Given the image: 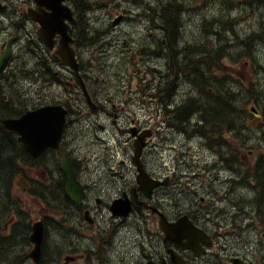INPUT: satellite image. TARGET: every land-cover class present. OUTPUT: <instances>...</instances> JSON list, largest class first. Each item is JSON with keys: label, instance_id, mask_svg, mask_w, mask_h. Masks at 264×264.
<instances>
[{"label": "flooded vegetation", "instance_id": "obj_1", "mask_svg": "<svg viewBox=\"0 0 264 264\" xmlns=\"http://www.w3.org/2000/svg\"><path fill=\"white\" fill-rule=\"evenodd\" d=\"M229 7L230 13L232 14L234 12L233 2L229 4ZM256 12L257 10H252L250 15L254 18ZM147 26L152 31V34H148L145 37V44L150 51V57L137 60L136 64L130 62L122 63L121 67L123 68H119L116 73H112L113 69L110 68L111 64L108 62L102 63L101 65L103 67L108 68L104 69V74L96 77V79L88 77V63L87 61H81V65L84 68L83 76L90 84L95 105L91 106L85 101H75L73 102L74 107L85 105L86 111L84 115H90V118L93 116L94 119L111 120L113 123L118 121L129 123L134 120L130 114L120 115L105 108L100 100L99 93L101 87L98 84H103L106 88L109 86L113 87V89L115 88L120 101L129 103V96L124 97L121 93L131 90L135 73L147 76V72L161 75L163 69L165 74L172 71L175 66V61L183 56L182 49L174 46V44L176 45L178 43L179 38L177 37L175 42H171L169 36L165 38L157 35L153 31L156 28L150 22H147ZM257 26L259 27L260 25ZM247 31L240 33V39L249 40L252 38L254 44L256 42H264V39L257 41L254 36L247 35ZM182 37L184 38V35ZM126 50H132V48L127 47ZM151 55L155 56V59L151 58ZM169 61H171V64H169ZM154 63L160 66L154 65ZM96 64L97 62L94 65L96 66ZM225 70L228 73L230 68L225 67ZM65 71L70 72L69 69ZM111 80L115 84L109 85L108 82ZM145 83L147 86H151L152 80H145ZM166 86L167 84L164 85L160 79L154 89L162 91ZM114 105H116V102L110 104V106ZM73 106H68L71 111H73ZM74 120H81V116L75 115ZM129 146H131V142L126 143L124 148L127 150ZM5 148H9V150L11 148L8 165H14L15 161L11 157L14 147L3 130V132L0 131V156L6 154L4 153ZM150 148L151 144L146 149L148 150ZM65 152L63 140L59 149L49 148L38 159L34 160L35 165L27 167L29 172L34 173L33 176H30L32 183L29 187L53 189L62 186L63 198L68 203L66 215L68 212L71 213L74 228L78 231L89 230V238L101 239V241L108 240L110 243L96 246L89 244H70L65 246L62 251L61 242H55L53 244L54 241L52 243V240H49L50 244H52L49 248L48 259L40 264H262L258 259H253L246 252H242L236 243L222 240V233L218 230V227H222L221 215L216 214L209 208L210 203L208 197L200 196V202L196 196L188 197L186 204L189 206L187 209H184L183 199L181 198L180 201H177V197L182 195V193L176 194L175 206L168 210L167 195L174 191V189L168 188L161 190L155 188L152 192V197L147 198L144 193L138 190L137 185L134 183L137 172L132 164L126 165L121 171L117 170L114 165H106L100 168V170H94L92 173L79 172V178L86 188V195L81 204L75 203L64 191L63 173L59 171L57 180L51 168L54 157ZM145 165L154 177L161 178V174L156 170V168H160L158 165L152 163L148 158ZM23 169L26 171V167L21 165L20 175L23 174ZM2 170L3 167L0 164L1 173ZM194 174L197 176V171H194ZM10 181L11 179L7 178L6 173L5 179L1 184V189L3 190L2 196L7 198V190L11 184ZM102 184L105 185V188L101 187ZM163 194L165 198L162 201ZM125 195H128L133 204L132 211H134L139 201L146 200L145 202H147L148 207H141V211L132 216L128 215L125 218L113 219L110 205L116 198ZM48 201L50 202L51 200ZM5 208L6 206L3 205V210ZM160 213L166 215L171 222L177 221L183 214L189 215L199 227L214 238V242L212 241L211 247H203L205 252L199 254L194 248L186 246V240L179 237L178 234L172 235V237H166L165 231L160 225ZM243 216H245L244 213ZM89 220L93 224H90ZM109 221L110 224L119 222L122 228L115 231L114 235H109L108 237ZM24 234L25 230H22L19 233V237L23 238ZM48 236L50 237L51 234L48 233ZM80 236H83V234H80ZM80 236L78 235V240L83 243L84 241ZM235 257L241 258L242 261L238 262ZM30 262L33 263L32 261Z\"/></svg>", "mask_w": 264, "mask_h": 264}, {"label": "trees", "instance_id": "obj_2", "mask_svg": "<svg viewBox=\"0 0 264 264\" xmlns=\"http://www.w3.org/2000/svg\"><path fill=\"white\" fill-rule=\"evenodd\" d=\"M233 1L237 2V0H221V3L225 4L227 8H230L229 4H231ZM139 3L143 4V1L140 0ZM84 4L86 5L87 10L92 9L93 2L85 0ZM149 6L151 7L150 3ZM185 6L186 1L180 3L178 0L177 2L176 0H172V2H169L167 5H164V7L161 8L160 14H163L162 17L165 21H175L177 20L176 18L178 17V15L182 14L181 11H183ZM246 6L253 9L261 7V5L257 4H246ZM184 14L186 15V13ZM220 19L222 18L220 17ZM235 25L236 24L233 22V20L230 19L222 33H224L228 29H233ZM153 31H155V33L161 37L166 38L168 36L167 33L163 30L156 28ZM181 35H184V28L181 31ZM259 38L260 36L258 34L255 39L258 41ZM217 40L222 44L226 42L220 38V34L217 36ZM240 42L242 44V47L238 55H227L225 57L237 58L238 56L249 54L251 47L254 45L253 41L240 39ZM230 45L231 43H229V46ZM222 48L223 47L217 48L215 50L217 56L219 55V49ZM226 52L229 53L230 49H227ZM182 53L183 56H181L180 58L189 56L188 53L184 50H182ZM225 57L223 58V60L225 59ZM151 58L155 59V56L151 55ZM210 58L213 57H208V60H210ZM177 61H175V65ZM254 61H256V58L254 59ZM169 64H171V61H169ZM154 65L160 66L156 63H154ZM189 65L193 66V60L189 61ZM209 65L210 62H207L206 60L198 62V75L196 79L191 78L188 81V87H182L183 97L170 100V110L172 114L179 120L177 124L183 127V129L187 127L192 128L194 117L204 116V118L200 119L208 120V123L211 124V130H213L214 133L224 132L225 130L234 131V129H236L241 133H244L246 135L245 137L248 140L257 137L259 133H263L264 137V122H259L256 124L257 126L254 127L250 122L251 120L256 118L253 113L250 112L249 108H247V105L252 102L260 103L262 100L264 103V91L256 89L254 86H251V88H247L240 84L238 85L233 80H231L229 76L218 77L215 74L212 75L208 70H206V67ZM216 66H218V62L216 63ZM216 73L223 75L227 72L225 70V67L222 65L221 67L216 69ZM169 74L170 72L168 74H165V71L163 69L161 76H167ZM262 109L264 110V105H262ZM222 123L226 124V126H224ZM218 148L224 151V147L222 145H218ZM4 153L6 154L0 156V164L3 167L2 173L0 172V184L5 179V175L8 170L7 165L10 160L11 148L10 150L9 148H5ZM14 153L15 152H12V154ZM231 154L232 160L229 164L235 165L236 163H239V155L234 148ZM262 165V163L258 165V173L261 176H263V173L261 172L264 171L260 168Z\"/></svg>", "mask_w": 264, "mask_h": 264}, {"label": "rangeland", "instance_id": "obj_3", "mask_svg": "<svg viewBox=\"0 0 264 264\" xmlns=\"http://www.w3.org/2000/svg\"><path fill=\"white\" fill-rule=\"evenodd\" d=\"M96 1L101 2L104 7L98 8L95 11L90 13V17L92 18L91 23L93 25L106 26V27L113 29L114 26H116L113 24L114 18L119 14H125L127 16H126L125 20L123 21V23L118 25L119 27H117V30L119 32L123 33V36L138 37L139 42H141L142 40L145 39V37H146V22L148 21V19H146L145 15H141V14H142L143 10L149 9L148 0H144V3L140 4L139 8H137V6L134 4L133 0H127L128 3L126 2V0H96ZM151 1H153V0H151ZM200 1L203 4L204 3L207 4L209 2V0H200ZM123 2H126L127 4L123 3ZM203 4H201V5H203ZM121 5H122V7H121ZM210 5H211L212 12H217V11L219 12L220 9H223L224 11L230 10L229 8H227V6L225 4L221 3V0H210ZM125 10H130V11H125ZM223 10L221 11V18L222 19L227 17V13L224 12ZM252 10H257L254 18L252 15H250ZM2 13H3V11H2ZM135 13H139V15H141V17L135 18L133 16ZM236 14L239 15L238 20H236L235 14H233V13L231 14L232 15L231 20H233V22L236 24L233 29L238 31V33H243V32L245 33V31L248 30L247 35L250 34L251 37L252 36L257 37L259 32L255 31L254 29L258 28L257 25L264 24V6L257 7L255 9H253V8H248L246 5H241L238 7ZM139 15H137V16H139ZM200 22H201V16L200 15H194L193 17L190 18V22H189L190 29L187 32L188 36H191L194 32H196L198 34V36H200V34H201V29H200L201 23ZM4 26H5V28H3ZM9 27H10V23L8 20H6V19L3 21L0 20V48H1L2 44L5 42V40L7 39V33H9ZM250 27H252V28L249 29ZM30 28L31 29H29V30L32 31L33 28L32 27H30ZM202 33H205V32L202 31ZM227 35L230 37V39L233 37L232 33H228ZM100 36L104 37V40L109 39V37H105L103 35H100ZM262 39H264V37H260L258 39V41H261ZM230 42L234 43V41H231V40L229 41V43ZM239 42H240V40H239ZM254 45L256 47V51L259 52V56L255 57L256 58V61H255L256 68L254 66L248 67V65L245 66L244 64L242 65L240 63L233 64L230 61H225V62H226V64H229V68H230V70H228L229 75H232L235 72L241 74L240 76H237L239 78L234 77L235 75L233 76L235 81L237 82V84H240V85L245 86V87H249V86H255L256 83H258V85L260 87H262V89H264L263 79H259V77L256 74V69H264V68H261V65H264V42L263 43L256 42ZM85 46H87V44H85ZM229 48L230 47H228V49ZM188 60L194 61V59L192 57L191 58L188 57ZM198 62H200V61L198 60V61L194 62V67L196 69L193 70V75L190 76L189 78H187L186 81H189L191 78L196 79V77L198 75V68H197ZM250 69H252L253 74L249 73ZM219 76H221V75H219ZM30 81L31 80H28L25 83H28ZM31 82L34 83L33 81H31ZM251 124L253 126L255 125L254 123H251ZM89 131L91 133H94V132H92V129ZM177 133H178L179 141L181 143H184V142L186 143V146L183 148V153L186 154L187 157H186V160L184 163L185 166L182 165L181 169L186 173V167L193 164L190 161L191 157L196 158V160H197L196 164L199 163L200 165H205L206 164L205 154L203 155L202 151H199V152L197 151L199 148L197 147L195 140L192 141L191 136H187L186 134H184L183 131H179ZM258 136H260V135H258ZM88 142H90V140L88 138H86L81 143V145H85ZM241 142H244V141H241ZM254 143L256 145H258V149H257L255 155L259 159L264 158L263 157L264 156V138L257 139L254 141ZM246 145L249 146L251 144L249 142H246ZM247 152H248V150H247ZM207 155L209 156L208 153L206 154V156ZM179 157H180L179 160H182L185 158V156H183V155H180ZM261 163H263V161ZM182 164H183V162H182ZM177 165L178 164L175 162V164L170 166V168L173 170H176ZM233 172L235 173V171H233ZM243 173H242L243 175H241V176L235 175V178L240 179L242 176L244 177L246 174V171H244ZM195 177H193V178H195ZM177 178L181 179L180 177H177ZM213 183L216 186L220 185L218 182H213ZM228 183L229 182L226 183V186L224 188V192L218 188L220 190V192H218V193H220V199L221 200H224V199H222L223 195H225V193L226 194L228 193V189H230L229 185H232L231 183L230 184H228ZM2 191L3 190L0 189V193ZM245 197H246V199H245ZM225 198H226V196H225ZM249 198H250V195H248V194H246L240 200L238 198L237 199L229 198V200L230 199L231 200L229 203H225L224 211L235 209L236 211L241 213L242 212V206H243L242 204H244L241 200L247 201V200H249ZM26 201L29 202V203H26V205H25V209L27 212L26 215H27V217L30 216L32 218V221L36 220L39 217L40 212H43L47 215H53V214L48 212V210L44 207V205L34 204L32 202L30 203L31 199H27ZM59 219H62V217H59ZM113 223L118 224L119 222H113ZM109 224H110V221L108 222V225ZM84 233L89 234L90 231L85 230ZM53 239H61V237H59L58 235H52L49 237V239H47V241L48 240L51 241ZM64 240H65V242H68L70 240L73 241L74 240V234L71 233L70 237L66 238ZM82 240L84 241L83 244H86L87 239L84 238ZM53 244H55V241ZM23 246H29V245L26 244ZM255 246H254L255 248L259 247L258 245H255ZM246 249L248 250L249 253L252 252L250 245H248L246 247Z\"/></svg>", "mask_w": 264, "mask_h": 264}, {"label": "water", "instance_id": "obj_4", "mask_svg": "<svg viewBox=\"0 0 264 264\" xmlns=\"http://www.w3.org/2000/svg\"><path fill=\"white\" fill-rule=\"evenodd\" d=\"M49 6L54 9V13L49 17L48 20L46 21L41 20L42 19L41 16H36V18L42 21L44 28L51 27L52 29L55 28V29L63 30L64 29L63 20L59 18L57 15L56 5L51 3L49 4ZM64 113L65 112L59 106L45 107L35 112L28 113L22 120H19L17 122L18 128L22 127L25 124H31L34 127H36L33 136L29 138L28 149L30 151H32L37 155L45 147L49 145L52 146L58 145L65 121ZM38 144L42 145L40 150H38ZM63 165L66 171L67 178L71 179L73 176L71 163H67V161H63ZM67 191L70 194V196L73 197L74 199H77V197L81 195V191L80 189L76 188V184L74 181L67 184ZM35 229H36V233L33 236V240H35L38 243V248L35 252L37 254L42 240L41 224L38 223Z\"/></svg>", "mask_w": 264, "mask_h": 264}, {"label": "bare ground", "instance_id": "obj_5", "mask_svg": "<svg viewBox=\"0 0 264 264\" xmlns=\"http://www.w3.org/2000/svg\"><path fill=\"white\" fill-rule=\"evenodd\" d=\"M85 1V0H84ZM126 2H127V0H126ZM126 2H123V3H126ZM128 3V2H127ZM126 3V4H127ZM87 4V3H86ZM130 4V3H129ZM243 4L244 5H246V4H248V5H253V4H257V5H261V6H264V0H248V1H244L243 0ZM121 7H122V5H121ZM131 7V6H130ZM132 8V7H131ZM125 9V8H124ZM233 14H235V11L233 12ZM31 29V28H30ZM255 31H257V32H259V36L260 37H264V25H260L257 29H254ZM228 33H232V35H233V37L230 39V37L227 35ZM220 38L222 39V40H224V41H226V42H224L223 43V45L225 44V49L227 50L228 49V47H229V43H227V42H229L230 40L231 41H234V43H238V41L240 40V33H238V31H236V30H234V29H228V30H226L224 33H222V34H220ZM249 40H251V41H253L252 40V38H250ZM3 43V42H2ZM1 43V44H2ZM251 51L253 52V53H255V52H257L256 51V47H255V45H253L252 47H251ZM255 57L256 56H249L248 58H247V65H248V67L249 66H254L255 68H256V66H255V61H254V59H255ZM225 61H230L231 63H233V64H236V63H240V64H244V65H246V59H245V57H243V56H238L237 58H233V57H225V59L224 60H222V62H221V64L219 65V63H218V65L219 66H217V68H219V67H221L222 65L223 66H225V67H229V64H226V62ZM216 68V69H217ZM261 68H264V65H261ZM206 70H208V71H210L211 70V65H209V66H207L206 67ZM147 74H151V73H148L147 72ZM93 89V88H92ZM145 105H146V107H148V108H150V109H153L154 107H153V105L151 104V103H149V102H146L145 103ZM224 126H226V124H224V123H222ZM176 131H183L184 132V134H186L187 135V133H188V129H191V128H189V127H187V128H184L183 129V127H181L180 125H178L177 123H176ZM235 131V132H234ZM234 131H232V130H225V132L227 133V134H229L230 136H232L233 138H235L236 140H238V141H244V142H242V143H244V144H246V142H249V140L245 137L246 135L244 134V133H241L240 131H236V129H234ZM236 133H238V134H236ZM191 135H193V134H191ZM219 145H222L223 147H224V153H228V152H233V148L230 146V145H228L227 143H224V142H222V143H220ZM180 155H183V156H185V157H187L186 156V154H184V153H181ZM180 158V157H179ZM186 159H184L183 160V162L185 161ZM234 164V163H233ZM183 165V164H182ZM194 171L195 170H193V169H191V168H188V167H186V174H189V175H191L192 177H195V174H194ZM236 173V172H235ZM244 174V173H243ZM242 174V175H243ZM236 175V174H235ZM260 175V174H259ZM243 177V176H242ZM241 177V178H242ZM240 178V179H241ZM239 179V178H238ZM232 184V185H229L230 186V189H228V193L226 194L225 193V195H223V197H222V199H225V196H226V198L227 199H229V198H233V199H239L240 198V196H242V195H244L245 193H246V189H241V191H240V193H239V195H236V194H234L233 192L237 189V187H238V183H236V181L235 180H229V183L228 184ZM214 188V189H213ZM217 188V186L216 185H214V183L212 184V189L213 190H215ZM218 192H220V190L218 189ZM249 197V196H248ZM247 197V198H248ZM241 199V198H240ZM245 199H246V197H245ZM231 200V199H230ZM242 203V202H241ZM240 204V203H239ZM243 205V204H242ZM240 207V206H239ZM220 214H224V213H220ZM91 235V234H90ZM114 235V234H113ZM112 238V237H111Z\"/></svg>", "mask_w": 264, "mask_h": 264}]
</instances>
